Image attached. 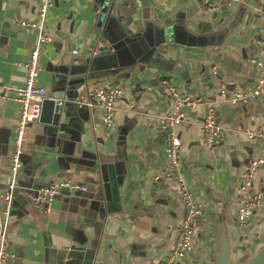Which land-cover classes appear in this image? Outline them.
<instances>
[{
  "label": "crops",
  "instance_id": "crops-1",
  "mask_svg": "<svg viewBox=\"0 0 264 264\" xmlns=\"http://www.w3.org/2000/svg\"><path fill=\"white\" fill-rule=\"evenodd\" d=\"M40 1L0 0V189L9 179L18 109L5 88L24 83L22 65L36 31L20 22L38 20ZM105 1L54 0L47 13L51 41L42 47L37 85L57 105L63 102L61 118L57 127L28 125L5 264H159L165 258L185 207L176 185L164 181L159 117L173 104L163 80L194 102L176 128L178 165L203 206L195 250L176 264H214L222 233L231 264H244L264 245V165L253 181L261 204L246 224L236 218L247 161L264 156V137L244 134L264 132V87L244 105L227 102L220 91L229 97L255 84L251 60H264V0H216L215 6L208 0H115L98 27ZM114 84L123 86V95L106 129L98 108H79L75 100ZM210 104L224 133L219 145L207 149L200 124ZM95 166L107 168V183ZM51 180L87 190L56 196L44 213L30 197ZM70 236L72 249L61 248Z\"/></svg>",
  "mask_w": 264,
  "mask_h": 264
},
{
  "label": "built area",
  "instance_id": "built-area-1",
  "mask_svg": "<svg viewBox=\"0 0 264 264\" xmlns=\"http://www.w3.org/2000/svg\"><path fill=\"white\" fill-rule=\"evenodd\" d=\"M215 6L216 0H208ZM54 5V0H41L38 7V20L36 22L24 21L20 25L36 31V40L33 43L26 61L23 63L25 72L24 83L19 88L7 86L5 88L6 96L13 98L18 102V109L15 118L13 148L10 157L9 179L4 188L0 189V264H5L9 257L8 247L9 225L11 210L14 201L15 191L19 187V177L22 169L23 143L27 139L28 125L38 122L41 107L44 100L48 99L47 91L44 87L37 85V79L41 71V53L42 47L51 41V37L46 33V17L50 8ZM76 54V51L72 52ZM257 69V78L252 88H242L232 92L227 97L225 90L220 91V96L227 102L236 104H247L261 94L264 87V60H251ZM171 98L172 109L159 117V131L165 138V159L167 163V172L164 181L174 183L178 194L183 201L185 214L177 225V238L173 243L170 252L163 258L159 264H176L179 260L186 258L195 250L194 236L198 226V221L203 215V206L196 199L193 191L187 186L185 177L179 169L178 155L182 148L180 138L176 133V128L185 121V111L194 105L188 97L182 95L177 89L171 86L166 80L162 81ZM123 95V86L114 84L108 88L96 89L90 91L84 97L75 100L79 108L88 109L98 108L101 112V125L110 129L114 124V103ZM56 101V100H55ZM57 103V102H56ZM58 105L63 106L59 101ZM200 132L203 145L211 149L223 141L224 130L218 123L214 107L210 104L207 112L200 124ZM244 134L250 140L264 137V132L245 130ZM264 165V156L252 157L247 161L245 171L240 179L238 191L240 201L236 209V218L238 224L244 225L253 215V211L258 207L263 196L260 192L253 189V181L258 168ZM86 187L73 183L68 180H54L35 191L30 197L31 205L44 213L51 210L54 198L64 192H85Z\"/></svg>",
  "mask_w": 264,
  "mask_h": 264
},
{
  "label": "water",
  "instance_id": "water-1",
  "mask_svg": "<svg viewBox=\"0 0 264 264\" xmlns=\"http://www.w3.org/2000/svg\"><path fill=\"white\" fill-rule=\"evenodd\" d=\"M115 0H106L103 2L101 5L100 9V16L98 19V27H100V23L104 20L105 16L110 15L113 4ZM107 7H109L107 9ZM111 49V48H109ZM124 75L120 76L123 77ZM61 107L57 105L56 101L52 98L46 99L42 103L41 107V113L39 117V123L41 124H47V125H52L54 127H57L60 122L61 118ZM162 134V133H161ZM164 136V134H162ZM94 169H100L102 173V179L104 183H107V176L108 174L106 173L107 168L105 166H95ZM52 182V180L50 181ZM48 182V183H50ZM44 186V185H42ZM42 186H37L34 188L35 190L33 191L32 195L35 194V191L39 189ZM87 190V189H86ZM17 190L15 191L14 198L16 195ZM82 192H75L76 195H81ZM101 224L100 222H97L94 224V229L91 231V241L88 244L89 249L95 250L97 243H98V234L96 232V228H100ZM53 232V231H52ZM73 237L70 236V238H67V242H65L61 248L64 249H72L71 244L73 242ZM245 250L242 248L241 252H244ZM241 263L244 264H264V245L252 256L244 258ZM214 264H231V249H230V243L227 240L226 236L222 233L220 235V242H219V251L218 254L216 255L214 259Z\"/></svg>",
  "mask_w": 264,
  "mask_h": 264
},
{
  "label": "rangeland",
  "instance_id": "rangeland-1",
  "mask_svg": "<svg viewBox=\"0 0 264 264\" xmlns=\"http://www.w3.org/2000/svg\"><path fill=\"white\" fill-rule=\"evenodd\" d=\"M24 144H25V143H23V147H24ZM238 225H239V224H238Z\"/></svg>",
  "mask_w": 264,
  "mask_h": 264
}]
</instances>
